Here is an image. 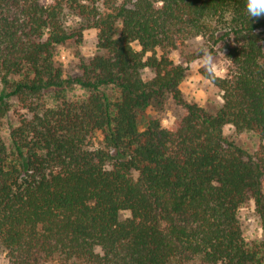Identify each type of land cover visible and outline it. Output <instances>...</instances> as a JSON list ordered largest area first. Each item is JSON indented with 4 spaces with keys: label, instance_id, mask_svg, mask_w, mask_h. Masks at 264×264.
<instances>
[{
    "label": "trees",
    "instance_id": "16d2710c",
    "mask_svg": "<svg viewBox=\"0 0 264 264\" xmlns=\"http://www.w3.org/2000/svg\"><path fill=\"white\" fill-rule=\"evenodd\" d=\"M70 15L98 32L77 75L57 50L83 36ZM220 53L212 114L181 84ZM76 88L84 99L69 98ZM167 97L174 123L145 124ZM228 124L264 139V15L247 0H0V251L11 264H264V151L228 140ZM250 200L253 244L239 219Z\"/></svg>",
    "mask_w": 264,
    "mask_h": 264
},
{
    "label": "rangeland",
    "instance_id": "374dc122",
    "mask_svg": "<svg viewBox=\"0 0 264 264\" xmlns=\"http://www.w3.org/2000/svg\"><path fill=\"white\" fill-rule=\"evenodd\" d=\"M122 3L125 0H116ZM66 23L69 26L84 27L83 36L80 41L73 40L65 45L58 47V58L66 74L77 75L79 73V65L88 61L97 54V30L87 27V22L82 17L77 15H70L66 17ZM172 57L176 63L181 62L180 52H174ZM206 57L198 59L191 63L188 67L186 76L181 84V90L184 99L188 102L195 103L209 113L216 114L222 106V93L219 88L212 82L209 83L200 72L203 66H206L204 60ZM211 62L218 68L222 69L225 76L227 73V62L225 55L220 53L211 56ZM154 75L151 71H146L144 77L151 78ZM86 92L83 89L76 88L70 94L71 100L84 99ZM180 113L178 106L175 104L172 97H167L161 101L153 102L145 112V124L153 118H158L163 121L164 126H170L176 120ZM18 116L13 111L4 119L3 135L8 141L11 129L17 124ZM167 121V124L164 122ZM144 124V125H145ZM224 134L228 140L235 142L238 146L244 148L252 155H257L259 151H264V139L249 131L239 132L233 125H226ZM95 144L98 145L102 141V136L97 134L95 137ZM130 212H123L122 218L129 217ZM239 219L242 226L243 235L247 242L253 244L263 237L262 227L259 217L256 212L255 203L253 200L248 201L239 211ZM0 261L4 264H11L7 254L0 251ZM46 264H78L73 262H66L61 257H56Z\"/></svg>",
    "mask_w": 264,
    "mask_h": 264
},
{
    "label": "clouds",
    "instance_id": "9594fccd",
    "mask_svg": "<svg viewBox=\"0 0 264 264\" xmlns=\"http://www.w3.org/2000/svg\"><path fill=\"white\" fill-rule=\"evenodd\" d=\"M247 10L251 16L259 17L264 15V0H247ZM197 39H199V37H197ZM204 63L209 73V83H211L215 76H221L223 74L222 69L218 68L211 62L210 54L207 55ZM212 74H215V76H213ZM164 123L167 124V121H165ZM0 264H4V262L0 261Z\"/></svg>",
    "mask_w": 264,
    "mask_h": 264
}]
</instances>
